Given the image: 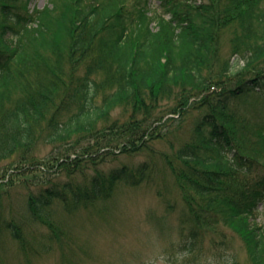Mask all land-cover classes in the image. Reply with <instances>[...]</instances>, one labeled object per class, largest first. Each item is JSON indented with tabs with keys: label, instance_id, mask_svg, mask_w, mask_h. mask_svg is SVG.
Here are the masks:
<instances>
[{
	"label": "trees",
	"instance_id": "1",
	"mask_svg": "<svg viewBox=\"0 0 264 264\" xmlns=\"http://www.w3.org/2000/svg\"><path fill=\"white\" fill-rule=\"evenodd\" d=\"M28 1L0 0V192L21 181L27 215L3 230L23 241L55 202L96 209L163 162L191 237L229 223L250 264H264V226L251 220L264 200V116L247 110L264 101V0ZM166 140L172 152L155 146ZM44 141L58 145L49 160ZM180 247L195 251L192 238Z\"/></svg>",
	"mask_w": 264,
	"mask_h": 264
},
{
	"label": "rangeland",
	"instance_id": "2",
	"mask_svg": "<svg viewBox=\"0 0 264 264\" xmlns=\"http://www.w3.org/2000/svg\"><path fill=\"white\" fill-rule=\"evenodd\" d=\"M157 3L154 0V7ZM47 4L49 0L30 1L32 7ZM223 53L231 54L227 43ZM247 110L254 119H261L264 101L249 104ZM155 146L173 151L167 140ZM56 149L57 144L42 142L39 158L49 160ZM142 155L140 161L146 158ZM160 166L164 170H154L153 177L141 185H118L114 196L100 200L96 209L69 213L55 202L45 210L47 224L32 221L22 227L23 241L14 239L3 227L12 216L17 222L27 218L25 188L21 181L11 187L2 186L0 264H230L234 259L250 264L242 234L229 223L202 225L201 233L191 237L194 223L184 222L181 215L174 176L163 162ZM260 208L258 218L264 221V204ZM51 225L57 227L56 235L51 234ZM190 238L195 253H185L179 247Z\"/></svg>",
	"mask_w": 264,
	"mask_h": 264
}]
</instances>
